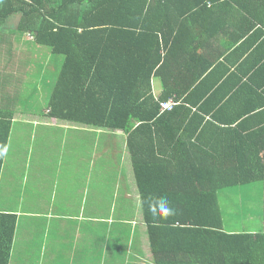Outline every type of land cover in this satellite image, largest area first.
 Masks as SVG:
<instances>
[{"label": "crops", "instance_id": "0c3cea01", "mask_svg": "<svg viewBox=\"0 0 264 264\" xmlns=\"http://www.w3.org/2000/svg\"><path fill=\"white\" fill-rule=\"evenodd\" d=\"M190 5L194 9L185 18L179 16L180 5L162 17L164 43L169 39L170 45L163 46L161 69L150 83L152 96L159 100L166 90L189 94L183 99L208 94L204 115L218 129L204 138L210 143L205 150L217 153L226 166L223 158L235 148L230 139L264 137V0ZM18 23L19 18L11 19L1 38ZM23 38L17 43L22 48L26 42L33 52L41 51L31 37ZM23 57L0 59V119L12 121L0 212L18 215L11 264H152L146 229L136 222L141 196L126 153L127 136L51 116L48 102L64 59L48 51L35 73ZM7 77L17 79L11 84ZM231 123L240 133L227 130ZM199 135L180 133L176 138L183 143L170 147L172 155H201L192 145ZM115 141L121 142L119 152ZM172 168L189 170L174 161ZM175 186L186 188L181 198L193 199L192 184ZM132 204H140V211L132 212ZM123 232L128 243L110 242L113 236L121 241ZM136 235L140 244L133 243Z\"/></svg>", "mask_w": 264, "mask_h": 264}, {"label": "trees", "instance_id": "16d2710c", "mask_svg": "<svg viewBox=\"0 0 264 264\" xmlns=\"http://www.w3.org/2000/svg\"><path fill=\"white\" fill-rule=\"evenodd\" d=\"M190 3L198 6L203 0H0V32L19 18L14 32L64 59L48 102L51 116L127 136L152 264H264V230L228 232L218 200L225 189L264 185V137L230 139L235 148L221 166L217 153L205 150L210 143L203 141L218 129L206 119L208 94L183 99L189 94L166 90L159 100L152 96L151 80L161 69L163 46L170 45L169 39L164 43L162 17L180 5L179 16L185 18L194 9ZM166 104L170 108L164 109ZM3 120L0 185L12 132V121ZM232 124L227 130L240 133ZM180 133H199L192 145L202 154L172 155L170 147L183 143L176 138ZM115 148L121 150L120 141ZM172 161L189 170L177 171ZM187 183L194 191L188 201L180 195L186 188L175 186ZM160 196L176 209L174 217L157 221L151 215L149 199ZM17 227V214L0 212V264H11ZM125 234L122 242L116 236L110 242L128 243ZM137 236L133 243L140 244Z\"/></svg>", "mask_w": 264, "mask_h": 264}, {"label": "rangeland", "instance_id": "374dc122", "mask_svg": "<svg viewBox=\"0 0 264 264\" xmlns=\"http://www.w3.org/2000/svg\"><path fill=\"white\" fill-rule=\"evenodd\" d=\"M4 29L0 32V59L6 60L11 56L14 59L19 58V54H24V65H31V69L38 72V69L44 60L45 54L50 51L48 47H41V51L32 50V44L25 42V49L18 45L23 38V33L12 32L9 33L5 39L1 38ZM26 37V36H24ZM30 37V36H27ZM32 39V38H31ZM16 40V41H13ZM12 41V43H9ZM42 52V53H41ZM16 77H7V80L13 84ZM32 79V77H31ZM42 105V104H41ZM37 104V106H41ZM225 192L221 193L220 200L222 205L223 217L225 220L226 230L228 232H246V233H258L264 230L263 214H264V185L262 183H255L249 186L236 187L231 189H225ZM120 205V204H119ZM118 205V206H119ZM0 198V208H1ZM132 212L140 211V204L130 205ZM140 218L136 219L139 221ZM120 225L119 220H116ZM122 224L124 221H121ZM116 264H120L117 262Z\"/></svg>", "mask_w": 264, "mask_h": 264}, {"label": "clouds", "instance_id": "9594fccd", "mask_svg": "<svg viewBox=\"0 0 264 264\" xmlns=\"http://www.w3.org/2000/svg\"><path fill=\"white\" fill-rule=\"evenodd\" d=\"M148 210L157 220H167L176 215V209L167 197H151L148 202Z\"/></svg>", "mask_w": 264, "mask_h": 264}, {"label": "built area", "instance_id": "2783aa9c", "mask_svg": "<svg viewBox=\"0 0 264 264\" xmlns=\"http://www.w3.org/2000/svg\"><path fill=\"white\" fill-rule=\"evenodd\" d=\"M163 108H164V109H168V108H170V104L163 105Z\"/></svg>", "mask_w": 264, "mask_h": 264}]
</instances>
